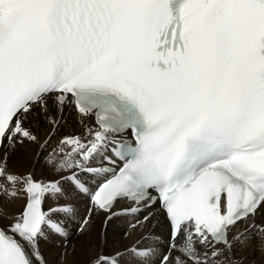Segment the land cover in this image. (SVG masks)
<instances>
[{
    "label": "snow or ice",
    "instance_id": "6c2138e0",
    "mask_svg": "<svg viewBox=\"0 0 264 264\" xmlns=\"http://www.w3.org/2000/svg\"><path fill=\"white\" fill-rule=\"evenodd\" d=\"M77 217L87 264L264 251V0H0V264Z\"/></svg>",
    "mask_w": 264,
    "mask_h": 264
},
{
    "label": "bare ground",
    "instance_id": "6f19581e",
    "mask_svg": "<svg viewBox=\"0 0 264 264\" xmlns=\"http://www.w3.org/2000/svg\"><path fill=\"white\" fill-rule=\"evenodd\" d=\"M65 127L64 131H80L76 118L73 113L66 111L64 113ZM27 160L21 155L17 159V164L23 170ZM81 216L86 212V205L82 202L78 205ZM69 223V236L67 239L52 237L46 242H42V250L49 260L50 264H87L93 245L100 243V232L102 225L98 218L91 231H85L83 234L77 230V221ZM157 229V227H156ZM128 231L127 220L124 218L110 221L107 227L103 229V240L105 250L112 251L122 247L125 243V233ZM135 236V232H133ZM240 255L245 258L248 264H259L264 258V251L258 247L244 249Z\"/></svg>",
    "mask_w": 264,
    "mask_h": 264
}]
</instances>
